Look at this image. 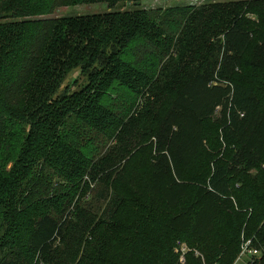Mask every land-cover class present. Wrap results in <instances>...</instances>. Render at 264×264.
Instances as JSON below:
<instances>
[{
  "label": "trees",
  "instance_id": "1",
  "mask_svg": "<svg viewBox=\"0 0 264 264\" xmlns=\"http://www.w3.org/2000/svg\"><path fill=\"white\" fill-rule=\"evenodd\" d=\"M142 1L0 0L12 18L0 22V152L16 122L29 126L18 168L0 174V219L12 227L0 264L63 263L89 198L108 226L123 185L165 214L162 229L76 264H233L248 240L261 252L249 264H264V168L253 174L264 167V74L237 79L246 57L264 73V33L239 13L264 14L235 2L47 17L71 3ZM79 67L88 84L60 92ZM211 121L233 145L227 160L210 148Z\"/></svg>",
  "mask_w": 264,
  "mask_h": 264
},
{
  "label": "rangeland",
  "instance_id": "2",
  "mask_svg": "<svg viewBox=\"0 0 264 264\" xmlns=\"http://www.w3.org/2000/svg\"><path fill=\"white\" fill-rule=\"evenodd\" d=\"M241 2L243 5L246 2L250 3L252 7L258 9V12L264 14V0H143L141 3L137 4L136 6L132 5L131 3L121 2L116 6L112 7L106 3H88V2H80V3H71L68 6L59 8L55 13L50 16L56 19L62 18H70V17H77V16H92L97 14H107L112 13L115 11H124L129 9H146V10H154V9H166L175 6H186V5H194L200 6L202 4H212V3H220V4H229ZM239 16L246 20V25L251 27V29L255 30V33L262 35L264 33V17H259L256 13H246L245 11H241ZM40 17L39 19H41ZM45 18V17H44ZM240 19V18H239ZM12 18L10 17H0V22L11 21ZM264 73L259 72L256 68H253L249 63L248 57L245 59V63L242 68L239 70L237 79L243 82H255L257 77H261ZM88 84V79L82 75V69L79 67L73 70L63 82L62 88L60 92L64 91H77L82 86ZM209 133H210V140L213 143L215 140L220 139L218 142L211 143L212 145L210 148L215 151V155L217 157L223 158L227 160V154L232 152L233 145L230 143H223L221 138V133L219 132V125L214 122H208ZM29 132V126L25 122H16L12 129L8 132L4 144L2 146L0 152V174L2 175H12L13 172L18 168V165L21 162V153L23 150L24 139L27 137ZM215 147V149H214ZM225 148V150H224ZM225 152V153H224ZM145 158V157H144ZM117 157L114 156L112 153L108 158H105L104 164L109 166H116L119 165ZM145 164V163H144ZM264 167L261 166L259 170L253 171V174H256L258 171L263 169ZM106 165L103 167V171H106ZM198 172H201V169H196ZM207 171V168H205ZM205 176H199L196 180H202ZM240 176L237 178H232V183H239ZM108 179L110 181L115 180V184L119 185V181L115 173L110 172L108 174ZM192 180V179H191ZM193 184L197 183L196 181L192 180ZM112 185V184H111ZM238 185V184H237ZM236 185V186H237ZM127 186H121V189L117 191L118 194V204H116V214L114 217L102 227L101 218L99 216L98 211V204L94 198H89L90 206L89 212H83L79 218H75V225L76 228L72 232L70 237L71 243V252L65 251V258L63 259V263L61 264H76L80 261L83 262H90L89 257L90 253H94L96 250H100L101 252L105 253L110 250V257L115 252H123L128 247V241L132 240L135 237L142 239L143 237L140 236L142 229H145V238L147 235H151L153 230H161L165 220V214L157 211H150L148 207L149 203L145 199H135V203L131 202L132 197L129 196L127 193L123 192ZM128 191V190H127ZM92 197V196H91ZM187 200L181 202L180 206L183 205ZM105 206L103 205V209ZM167 213L172 214L173 211L166 210ZM91 214V215H90ZM91 217L94 218L95 221L92 222L91 219L87 218ZM224 218H220L218 220V226L223 221ZM91 225L90 229L87 226ZM107 226V237L108 240L106 242V249L104 251L102 247L103 243V229ZM115 226V227H113ZM86 229V230H85ZM12 230L1 221L0 219V243L6 247V242L8 239V233H11ZM181 238L185 239L187 236L182 235ZM92 242L90 247L88 248L86 242ZM245 241L242 243L241 252L238 250L237 257L235 258L233 264H248L250 261L249 255H244L242 258H238L243 254L244 248L246 244L249 242ZM181 243V242H179ZM178 246L176 248L179 247ZM184 244V243H181ZM138 249V248H134ZM98 255V254H97ZM261 252L256 257L260 258ZM64 257V256H63ZM39 263L45 264L42 258L38 256ZM258 261V259H257ZM103 262L106 264H111V259L104 257ZM236 262V263H235ZM148 263V262H147ZM53 264H59V261L55 258ZM92 264V263H91ZM144 264H146L144 262ZM260 264V262H258Z\"/></svg>",
  "mask_w": 264,
  "mask_h": 264
},
{
  "label": "built area",
  "instance_id": "3",
  "mask_svg": "<svg viewBox=\"0 0 264 264\" xmlns=\"http://www.w3.org/2000/svg\"><path fill=\"white\" fill-rule=\"evenodd\" d=\"M250 244L251 241L246 244L243 254L239 258H242L244 255H249L251 258L250 260H253V258L259 254L260 251L250 247ZM188 251H190V248L185 243H179V247L176 248V252L180 254V261L185 262V257Z\"/></svg>",
  "mask_w": 264,
  "mask_h": 264
}]
</instances>
